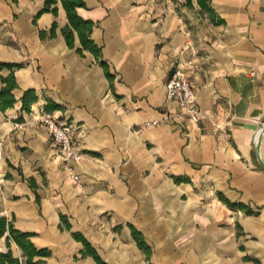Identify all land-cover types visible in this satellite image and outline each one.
I'll return each mask as SVG.
<instances>
[{"label": "crops", "instance_id": "obj_1", "mask_svg": "<svg viewBox=\"0 0 264 264\" xmlns=\"http://www.w3.org/2000/svg\"><path fill=\"white\" fill-rule=\"evenodd\" d=\"M45 3L0 0V62L22 65L17 103L0 110V217L34 234L51 252L45 264H97L76 233L107 264H264V0H211L222 24L196 0H85L78 13L95 23L111 78L77 52V37L68 47L60 1L57 16L41 14ZM191 59L201 65L189 70L198 123L165 94L174 67ZM29 89L38 102L23 114ZM48 101L60 109L46 112ZM43 112L79 126L81 158L68 165L78 181L38 121Z\"/></svg>", "mask_w": 264, "mask_h": 264}, {"label": "trees", "instance_id": "obj_2", "mask_svg": "<svg viewBox=\"0 0 264 264\" xmlns=\"http://www.w3.org/2000/svg\"><path fill=\"white\" fill-rule=\"evenodd\" d=\"M17 2V0H12ZM62 4L63 9L66 12L68 25L62 29L63 37L70 49L75 48L76 37L79 39L81 48L77 49V52L83 55V50H87L92 53L97 60L102 62L103 67L106 70L107 76L111 78V74L107 71V64L102 60V49L92 39L93 29L95 23L90 20L83 19L79 13V8H85V0H46L45 8L42 13H52L57 16L58 7L57 4ZM200 7V12L203 15H207L213 24H222L224 21L219 18L211 6V0H196ZM186 4L189 7H193V0H186ZM57 23H53L51 28V36H55ZM41 36H45V32H41ZM21 64L4 63L0 62V81L3 83V88L0 90V110L6 112L15 107L17 100L14 95V90L18 88V84L15 78V69L21 68ZM4 70L10 71L7 76H4L2 72ZM38 102V96L35 90L29 89L24 91L21 98L23 114H30L32 112V106ZM60 109V106L54 102L48 101L44 107L46 112H53ZM23 121V118L18 120ZM228 205L233 208H247L242 203H231L227 201ZM62 221H65L67 228H70V224L66 222L64 216L61 217ZM132 236L141 249L146 252L150 251L149 246L145 242L142 234L131 226ZM33 233L23 232L18 230L14 221H9L6 217H0V239L6 237L8 251H0V264H45L46 258L51 256V252L48 249H38L32 242ZM74 238L81 242L84 246V250L81 252L83 256L92 257L97 264H107L99 255L98 251L92 246V244L86 239V237L80 233L73 235ZM11 242L15 243L23 251V260L16 258L13 255Z\"/></svg>", "mask_w": 264, "mask_h": 264}, {"label": "built area", "instance_id": "obj_3", "mask_svg": "<svg viewBox=\"0 0 264 264\" xmlns=\"http://www.w3.org/2000/svg\"><path fill=\"white\" fill-rule=\"evenodd\" d=\"M201 65L194 59L174 67V71L168 81L165 83V94L167 102H175L179 110L187 116L192 122L198 123L202 119L196 97V90L193 86L189 70H200ZM38 121L44 124L48 129L56 155L65 163L71 176L78 181L79 178L73 174V169L68 167L72 161H78L81 158L79 146L75 141V135L79 129L72 122H61L56 117L43 112ZM155 121L152 125H156ZM258 143V137H256ZM0 158L2 152L0 149Z\"/></svg>", "mask_w": 264, "mask_h": 264}, {"label": "water", "instance_id": "obj_4", "mask_svg": "<svg viewBox=\"0 0 264 264\" xmlns=\"http://www.w3.org/2000/svg\"><path fill=\"white\" fill-rule=\"evenodd\" d=\"M264 131V127H263V129H262V131H261V133ZM260 141H261V134L259 135V138H258V143H257V145H256V150L257 151H259V149H260ZM260 165L264 168V162L260 159Z\"/></svg>", "mask_w": 264, "mask_h": 264}]
</instances>
